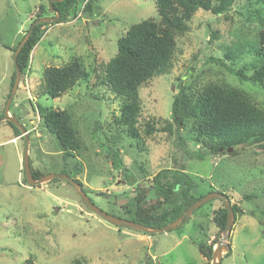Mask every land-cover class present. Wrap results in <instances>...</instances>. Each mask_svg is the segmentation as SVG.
<instances>
[{"label":"rangeland","instance_id":"1","mask_svg":"<svg viewBox=\"0 0 264 264\" xmlns=\"http://www.w3.org/2000/svg\"><path fill=\"white\" fill-rule=\"evenodd\" d=\"M40 4H43L40 13L43 17L55 16L47 9V0H0V117L4 115L9 77L14 68L12 51L6 46L16 45L26 34ZM82 5L80 0L75 16L67 21L43 26V38L31 52L29 73L9 104L10 115L13 112L21 115L20 123L30 131L28 155L32 167L44 174L64 173L79 160L82 171L76 176L92 202L108 214L133 221V213L125 212L121 203L127 202L137 187H149L157 171L171 168L174 156L178 163H185L192 176L205 178L214 187L219 182L226 184L231 203L236 202L244 210L245 214L234 219L226 239L231 253L223 254L220 264H264V224L248 214L257 210L255 205L241 200L243 191L261 189L259 193L264 192V175L259 174L264 170L263 148L251 145L240 147L236 155L183 160L165 133L149 139L142 151L126 138L120 139L123 146H118L122 161L119 170L113 167L100 146L105 141L104 133L113 132V127L107 126L112 113L119 114L118 102L112 93L103 87L93 88L90 91L99 96L96 99L82 83L57 98L36 97L31 93L41 80L44 67L61 65L71 55H79L89 71L94 53L99 61L108 59L115 52L117 38L131 24L157 17L153 0H94L91 14L83 11ZM246 9L245 0H235L225 14L197 10L191 16L187 30L176 37L171 67L138 89L144 115L167 118L178 80L189 81L191 74L201 77V81L226 78L231 84L244 87L264 107L262 89L240 84L215 59L222 57V44L254 38L258 25L248 19ZM210 30L217 32L218 37L208 43ZM241 64L236 62L234 66ZM37 105L71 109L84 148L74 152V157L67 162L62 161L56 150L54 136L39 124ZM11 132L10 126L0 120V264H25L28 258L34 264H72L76 257H84L83 264H203L206 259L191 241L203 237L197 224L204 225L208 243L214 239L215 246L220 241L219 237L214 238L217 229L208 215L218 203L217 198L211 200V205L205 203L196 209L179 227L148 235L116 226L93 213L65 181L23 184V140H12ZM122 168H126L132 183H128ZM245 169L249 171L241 173ZM205 187L201 184L199 188ZM263 195L261 200H256L260 206L264 203Z\"/></svg>","mask_w":264,"mask_h":264},{"label":"trees","instance_id":"2","mask_svg":"<svg viewBox=\"0 0 264 264\" xmlns=\"http://www.w3.org/2000/svg\"><path fill=\"white\" fill-rule=\"evenodd\" d=\"M79 1L47 0V9L57 11L59 14L55 22L36 21L43 17L40 14L43 11V4L39 5L37 15L27 29V31L31 29V32L16 54V63L13 62L14 68L9 77V92L6 99L15 80L16 67L19 69L21 79L17 88L23 85L21 82L29 73L31 52L43 38V26L65 22L68 18L75 16ZM81 1L83 2L82 10L91 14L94 0ZM234 1L153 0L157 17L144 18L131 24L117 38L115 52L108 59L99 61L94 53L93 66L89 71H86L84 59L79 55H71L61 65H48L44 67L41 80L31 90V93L36 97L48 95L51 98H57L78 83L87 85L90 96L96 99H99V96L90 91L93 88L103 87L112 93L113 98H116L118 102L119 114L112 113L107 126L109 129L113 127V132L104 133L105 141L100 142V146L105 151L106 157L112 160L113 167L119 170L122 167V161L119 157L118 146H123L120 139L126 138L131 142L134 141L137 150L142 151L146 149L149 139L165 133L171 143L178 148L183 160L193 157L201 160L207 155H236L240 147L251 145L264 149V107L244 87L231 84L226 78L201 81V77L191 76L192 74L189 76L192 77L189 81L180 78L167 118L153 114L144 115L138 94L139 87L171 67L177 47L176 37L187 30V22L197 10L208 11L213 15L225 14ZM245 1L248 19L255 20L258 25L253 34L254 38L222 44V57H215V59L230 74L236 76L240 84L248 83L264 91V0ZM24 36L22 35L17 40L16 45L6 46L12 51V57ZM208 36V43L218 37L217 32L213 30L209 31ZM225 60L229 63L227 64ZM236 62L242 64L235 67ZM37 107V114L40 117L39 124L54 136L56 150L61 154L62 161L67 162L68 159L74 157V152L79 153L84 148L74 125L71 109L68 107L55 109L38 105ZM12 115L20 121L21 115L15 112ZM0 118H3V115ZM5 123L11 127L13 137L19 136L23 140L24 146V139L19 128L10 121H5ZM100 126L99 123L98 127ZM189 144L196 145L195 149ZM230 147L232 149L228 151ZM171 159L174 162L171 168H162L157 171L152 176L149 187H137L134 195L129 197L127 202L121 203V208L125 212L133 213V221L161 227L177 218L193 202L209 192H222L229 199L231 198L227 193V185L223 182H219V186L214 187L205 178L198 175H193V177L187 171L184 162L178 163L174 156ZM77 161L71 164L69 172L64 173L77 181L86 193L82 182L76 176L82 171V164L79 160ZM29 164L33 178L36 179L44 174L32 167L30 158ZM122 169L125 171L128 183H132L126 168ZM241 171L245 174L249 170ZM259 174L264 175V170H260ZM22 183L27 184L24 173ZM201 184L206 186L203 190L199 188ZM259 190L261 189L243 191L241 200L255 205L257 210L249 211L248 214L263 225L264 203L262 201L263 204L260 206L256 200H261L264 192L259 193ZM98 194L104 195L105 193L99 192ZM217 199L218 203L216 202V205L208 212L217 229L215 239H218V232L224 228L227 217L222 199ZM206 203L211 205L213 202L210 200ZM231 206L235 220L237 215L245 214L236 202L231 203ZM197 226L203 237L200 240L191 239V241L200 255L206 259L203 264H210L215 241L213 239L208 243L209 235L203 231L204 225L198 223ZM230 253L229 248L224 256ZM84 261V257H76L72 260V264H83ZM25 264H34V262L28 258Z\"/></svg>","mask_w":264,"mask_h":264},{"label":"water","instance_id":"3","mask_svg":"<svg viewBox=\"0 0 264 264\" xmlns=\"http://www.w3.org/2000/svg\"><path fill=\"white\" fill-rule=\"evenodd\" d=\"M50 7V6H49ZM53 11V10H52ZM55 12V16H46V17H41L37 19V22H55L59 16L57 11ZM34 24V23H33ZM32 24V26H33ZM31 32V29H29L25 36L22 38L20 43L18 44L17 48L15 49L13 53V62L16 63V54L24 44V42L27 40L29 34ZM19 78H20V72L19 69L16 67V74H15V80L12 85L10 94L6 100L5 107H4V115L1 120L4 121H10L14 123L20 130L21 136L24 139V149H23V156H22V170L25 176V179L27 181V184L30 186L38 185L47 181H50L51 179L57 178L61 180H65L69 182L79 198L82 200V202L86 205V207L92 211L93 213L103 217L104 219L108 220L109 222L117 225V226H123L126 228L146 232V233H156V232H165L168 230H172L176 228L178 225L182 224L184 221H186L189 216L192 214V212L199 207L200 205L214 199V198H220L223 201V204L226 208L227 211V217H226V224L222 230L219 231L218 237L220 239L219 242L213 246L212 249V254H211V264H220L222 255L224 252H227L229 250V245L226 242V239L231 231L232 225L234 223V212L232 210L231 206V201L230 199L222 192L218 191H213L205 194L201 198L197 199L195 202H193L182 214H180L177 218L172 220L171 222L167 223L166 225H163L161 227H153V226H147L139 222H134L131 220H125L116 216H113L111 214H108L107 212L103 211L99 207H97L92 200L87 196V194L84 192L82 189L81 185L75 181L72 177L65 173H47L43 174L38 178H33L31 169H30V164H29V137L26 128L20 123V121L13 115H10L9 113V104L11 102V99L17 89L18 83H19ZM232 148H228V151H230Z\"/></svg>","mask_w":264,"mask_h":264},{"label":"crops","instance_id":"4","mask_svg":"<svg viewBox=\"0 0 264 264\" xmlns=\"http://www.w3.org/2000/svg\"><path fill=\"white\" fill-rule=\"evenodd\" d=\"M10 128H11V127H10ZM11 130H12V129H11ZM11 133L13 134V131H12ZM17 138H19V136H18V137H13V135H12V137H11V139H12V140H15V141L17 140Z\"/></svg>","mask_w":264,"mask_h":264},{"label":"flooded vegetation","instance_id":"5","mask_svg":"<svg viewBox=\"0 0 264 264\" xmlns=\"http://www.w3.org/2000/svg\"><path fill=\"white\" fill-rule=\"evenodd\" d=\"M2 118H0V120H1ZM2 121H4V120H2ZM5 122V121H4Z\"/></svg>","mask_w":264,"mask_h":264}]
</instances>
